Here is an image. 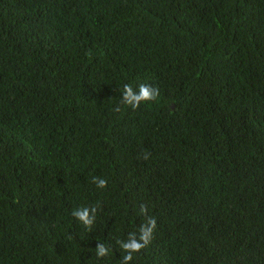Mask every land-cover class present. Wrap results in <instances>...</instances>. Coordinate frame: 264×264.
Segmentation results:
<instances>
[{"label": "trees", "instance_id": "trees-1", "mask_svg": "<svg viewBox=\"0 0 264 264\" xmlns=\"http://www.w3.org/2000/svg\"><path fill=\"white\" fill-rule=\"evenodd\" d=\"M141 205L130 264H264V0H0V264H120Z\"/></svg>", "mask_w": 264, "mask_h": 264}, {"label": "clouds", "instance_id": "clouds-1", "mask_svg": "<svg viewBox=\"0 0 264 264\" xmlns=\"http://www.w3.org/2000/svg\"><path fill=\"white\" fill-rule=\"evenodd\" d=\"M121 96V103L123 105L129 106L133 110H136L142 103H148L157 100V98L160 96V91L157 87H153L147 83H141L137 88H134L132 84H125ZM114 110L119 112L121 109L117 107ZM143 159L148 160L149 154L145 153ZM92 182L101 189L107 187V180L104 178L93 177ZM97 210V207L85 206L73 210L72 215L86 229L90 231L95 224ZM147 212V206L141 205L140 213L146 216V221L140 226L139 235H137L135 232L129 233L127 240L118 241L119 246L124 253L120 264H130L134 258V255L140 253L151 243L154 231L157 227V221L155 217L148 216ZM95 252L98 258H105L110 253V247L105 243H98Z\"/></svg>", "mask_w": 264, "mask_h": 264}]
</instances>
